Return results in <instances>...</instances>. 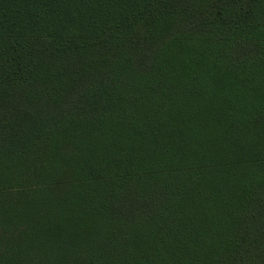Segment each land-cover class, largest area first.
Wrapping results in <instances>:
<instances>
[{"label":"trees","instance_id":"obj_1","mask_svg":"<svg viewBox=\"0 0 264 264\" xmlns=\"http://www.w3.org/2000/svg\"><path fill=\"white\" fill-rule=\"evenodd\" d=\"M0 264H264V0H0Z\"/></svg>","mask_w":264,"mask_h":264}]
</instances>
